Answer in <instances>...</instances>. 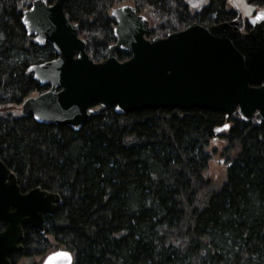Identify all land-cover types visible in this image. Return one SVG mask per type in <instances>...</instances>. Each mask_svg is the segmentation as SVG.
<instances>
[{"label":"trees","instance_id":"16d2710c","mask_svg":"<svg viewBox=\"0 0 264 264\" xmlns=\"http://www.w3.org/2000/svg\"><path fill=\"white\" fill-rule=\"evenodd\" d=\"M31 1L0 0V159L21 192L39 187L60 201L42 233L23 227L13 263L62 247L72 264H264V125L209 109L118 114L92 104L73 130L12 112L48 88L28 67L56 57L21 22ZM244 2L264 9V0ZM125 3L149 17L147 38L236 16L228 0L197 9L187 0H65L93 61L115 42L110 11ZM212 161L223 171L211 173Z\"/></svg>","mask_w":264,"mask_h":264},{"label":"water","instance_id":"95a60500","mask_svg":"<svg viewBox=\"0 0 264 264\" xmlns=\"http://www.w3.org/2000/svg\"><path fill=\"white\" fill-rule=\"evenodd\" d=\"M64 1L32 0L22 11L27 34L38 45L48 43L56 57L28 67L48 89L24 99L21 114L78 130L93 114L92 104L113 106L118 114L198 108L264 125V19L259 18L264 10L247 19L248 32H242L244 18L238 10L230 21L207 26L192 22L163 37L146 38L148 17L121 4L110 11L115 42L103 60L94 62L77 35L78 25L64 13ZM117 51L130 57L120 61ZM59 201L58 193L39 187L21 192L0 159V264H12L9 255L22 250L24 226L43 232L44 216ZM72 262L64 248L45 255L41 264Z\"/></svg>","mask_w":264,"mask_h":264},{"label":"rangeland","instance_id":"374dc122","mask_svg":"<svg viewBox=\"0 0 264 264\" xmlns=\"http://www.w3.org/2000/svg\"><path fill=\"white\" fill-rule=\"evenodd\" d=\"M187 2L190 4L192 9H197L204 4L205 0H187ZM228 4L230 6H232L235 10H237V11L240 10L244 17L248 16L253 11V7H249L244 2V0H228ZM142 14L147 16L146 13H142ZM20 108H21V106L14 107V108H11L9 110H11L14 113H16V112L20 113L21 112ZM210 165H211L210 166V172L213 173L214 175L219 174L224 169V164H221L220 162H217V161H212ZM216 183H217V185H219V182L216 181ZM61 248L62 247L57 248V249H61ZM54 250H56V249H54ZM54 250H52V251H54ZM49 252H51V251H49ZM49 252H47V253H49ZM47 253H45L44 256ZM44 256H41L40 258L36 256L34 258H31V259L22 258L21 260L16 261V264H35V263L41 264V261L43 260Z\"/></svg>","mask_w":264,"mask_h":264},{"label":"flooded vegetation","instance_id":"af4514ba","mask_svg":"<svg viewBox=\"0 0 264 264\" xmlns=\"http://www.w3.org/2000/svg\"><path fill=\"white\" fill-rule=\"evenodd\" d=\"M252 15V12L248 15V16H251ZM2 229V228H1ZM0 229V230H1ZM16 252H18V251H14V252H12L10 255H9V259L11 260V262L13 263V261H12V259L10 258V256L12 255V254H14V253H16ZM14 264V263H13Z\"/></svg>","mask_w":264,"mask_h":264},{"label":"snow or ice","instance_id":"6c2138e0","mask_svg":"<svg viewBox=\"0 0 264 264\" xmlns=\"http://www.w3.org/2000/svg\"><path fill=\"white\" fill-rule=\"evenodd\" d=\"M259 18L264 19V14H262ZM225 127H227V125ZM64 255H67V254L65 253Z\"/></svg>","mask_w":264,"mask_h":264}]
</instances>
